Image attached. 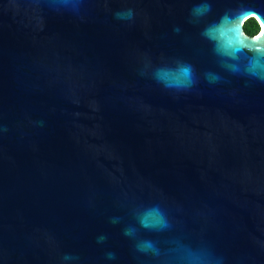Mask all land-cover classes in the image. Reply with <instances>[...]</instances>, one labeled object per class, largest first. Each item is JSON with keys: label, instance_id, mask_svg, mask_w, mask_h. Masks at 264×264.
<instances>
[{"label": "water", "instance_id": "water-1", "mask_svg": "<svg viewBox=\"0 0 264 264\" xmlns=\"http://www.w3.org/2000/svg\"><path fill=\"white\" fill-rule=\"evenodd\" d=\"M245 36L264 0H0V264H264Z\"/></svg>", "mask_w": 264, "mask_h": 264}, {"label": "clouds", "instance_id": "clouds-1", "mask_svg": "<svg viewBox=\"0 0 264 264\" xmlns=\"http://www.w3.org/2000/svg\"><path fill=\"white\" fill-rule=\"evenodd\" d=\"M209 10L208 8L197 7L194 11L198 14H203L204 11ZM254 15V13H253ZM117 18L121 19H131L133 16V12L131 9L127 10L126 12H117ZM211 31V28L206 29V34ZM246 41H250L253 44H258V40L255 38L250 37H243ZM174 73H182L183 80L180 79L179 76L172 77ZM157 80L160 83H163L165 87L168 88H176L177 90L187 88L191 84L192 80V68L190 65L178 67L176 69H158L157 70Z\"/></svg>", "mask_w": 264, "mask_h": 264}, {"label": "trees", "instance_id": "trees-1", "mask_svg": "<svg viewBox=\"0 0 264 264\" xmlns=\"http://www.w3.org/2000/svg\"><path fill=\"white\" fill-rule=\"evenodd\" d=\"M258 28V24L254 18L248 19L243 25L245 33L251 36L258 31Z\"/></svg>", "mask_w": 264, "mask_h": 264}, {"label": "snow or ice", "instance_id": "snow-or-ice-1", "mask_svg": "<svg viewBox=\"0 0 264 264\" xmlns=\"http://www.w3.org/2000/svg\"><path fill=\"white\" fill-rule=\"evenodd\" d=\"M226 23H231V22H228V21H226ZM236 31H237V34H239V32H238V28H236L235 29ZM253 46H264V42H258V44H255V45H253Z\"/></svg>", "mask_w": 264, "mask_h": 264}]
</instances>
